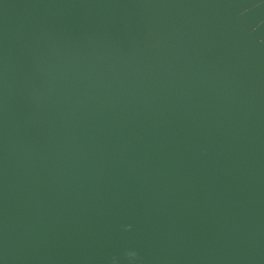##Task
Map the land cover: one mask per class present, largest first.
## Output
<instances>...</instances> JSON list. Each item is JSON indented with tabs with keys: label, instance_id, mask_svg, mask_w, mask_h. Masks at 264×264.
Returning <instances> with one entry per match:
<instances>
[{
	"label": "water",
	"instance_id": "95a60500",
	"mask_svg": "<svg viewBox=\"0 0 264 264\" xmlns=\"http://www.w3.org/2000/svg\"><path fill=\"white\" fill-rule=\"evenodd\" d=\"M0 264H264V0H0Z\"/></svg>",
	"mask_w": 264,
	"mask_h": 264
}]
</instances>
